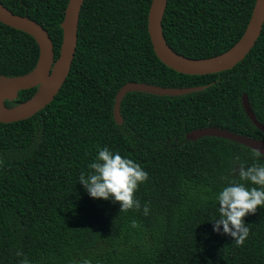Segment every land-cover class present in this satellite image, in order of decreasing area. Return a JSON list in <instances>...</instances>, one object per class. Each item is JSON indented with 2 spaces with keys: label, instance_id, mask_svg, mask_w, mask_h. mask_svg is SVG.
I'll use <instances>...</instances> for the list:
<instances>
[{
  "label": "trees",
  "instance_id": "obj_1",
  "mask_svg": "<svg viewBox=\"0 0 264 264\" xmlns=\"http://www.w3.org/2000/svg\"><path fill=\"white\" fill-rule=\"evenodd\" d=\"M151 1L85 0L70 72L53 102L30 119L0 123V264H19L18 251L30 264H264V208L244 218L250 234L243 246L221 234L222 226L221 233L213 231L216 194L238 180L234 168L264 164V155L257 160L255 151L222 138L186 139L192 131L219 128L264 141L242 107L246 94L264 125V25L231 70L182 75L153 51ZM255 1L168 0L165 41L187 59L221 55L242 37ZM0 3L41 25L58 59L68 0ZM38 56L32 37L0 23V76L30 73ZM128 83L204 89L178 97L128 93L117 125L115 96ZM36 91H21L5 106L24 103ZM104 147L147 171L136 198L150 205L149 215L120 213L119 203L94 199L79 183ZM133 219L139 228L130 226Z\"/></svg>",
  "mask_w": 264,
  "mask_h": 264
},
{
  "label": "water",
  "instance_id": "obj_2",
  "mask_svg": "<svg viewBox=\"0 0 264 264\" xmlns=\"http://www.w3.org/2000/svg\"><path fill=\"white\" fill-rule=\"evenodd\" d=\"M85 0H68L61 23L62 43L58 59L47 31L36 22L13 14L0 3V23L32 37L39 49L35 68L28 74L6 78L0 76V123L11 124L30 119L51 104L64 84L71 68L77 47L78 23ZM168 0H152L148 12L147 30L153 51L158 60L174 72L188 76H205L222 73L242 62L254 48L264 25V0H256L248 25L240 40L227 52L209 59L193 60L176 54L167 45L162 31V20ZM36 89L26 102L7 108L5 102H13L21 91ZM197 88H162L148 84L128 83L115 96L113 116L117 125L123 120L120 106L128 93L141 92L161 97H178L202 91ZM242 107L252 124L264 134V125L259 123L251 110L247 95L242 97ZM202 137L222 138L264 154V141L237 135L219 128H204L186 135L188 141Z\"/></svg>",
  "mask_w": 264,
  "mask_h": 264
},
{
  "label": "clouds",
  "instance_id": "obj_3",
  "mask_svg": "<svg viewBox=\"0 0 264 264\" xmlns=\"http://www.w3.org/2000/svg\"><path fill=\"white\" fill-rule=\"evenodd\" d=\"M262 154L259 150L254 152L258 160ZM239 161V157L235 158ZM2 163V161H0ZM91 171L81 173V183L90 197L94 199L111 200L119 203L120 213L141 211L145 216L150 213V205L143 206L136 198L139 187L148 181L149 175L140 164L133 159L125 158L118 152H113L108 147L98 149V155L94 162L88 165ZM238 180H228L227 186L216 194L218 202L219 218L213 222V231L228 235L234 239L236 246H243L250 234V228L244 221L248 215H254L258 208H264V164L253 163L245 167L241 164L233 169ZM226 179L227 178H223ZM251 184L252 187L247 185ZM207 201L208 197H203ZM130 226L134 229L140 227V223L133 219ZM18 257H24L19 264H30L21 251L16 252ZM80 264H91L89 259H83Z\"/></svg>",
  "mask_w": 264,
  "mask_h": 264
}]
</instances>
